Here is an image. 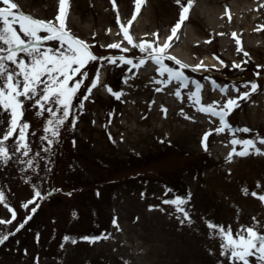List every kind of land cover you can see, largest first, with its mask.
<instances>
[{"label": "rangeland", "instance_id": "374dc122", "mask_svg": "<svg viewBox=\"0 0 264 264\" xmlns=\"http://www.w3.org/2000/svg\"><path fill=\"white\" fill-rule=\"evenodd\" d=\"M15 2L19 10L41 19L54 20L59 11V0ZM181 8L176 0H143L138 12L136 0H115V4L113 0H70L66 25L88 41L97 56H118L127 48L125 55L138 57L144 53L129 44L120 24L129 27L137 42L163 44L179 21ZM261 24L264 0H193L166 49L176 59L166 56L164 61L171 67L180 66L177 60L186 65L182 71L189 81L180 88V96L175 94L176 80L144 92L147 83L157 82L159 73V65L150 58L131 72L126 62L91 61L86 65L90 77L99 67L101 82L84 101L83 110L79 101L87 89L81 86L73 100V114L79 117L76 125H71L69 117L60 140L46 153V141L40 136L48 113L39 116L38 106L26 102L23 119L31 122L30 155L39 152V170L23 168L16 158L20 153L9 164L0 163V190L5 193L0 218L11 220L0 223V232L10 233L0 243V264H233L221 253L220 237L210 234L206 219L239 230L242 224H253L255 217L264 231V201L251 195V190L264 192V151L243 156L234 153L227 159L233 147H243L232 144L234 136L253 138L256 147L264 149V141L259 139L264 136V114L251 121L246 109L255 105L257 96L242 97L226 117L236 131H211L205 148L203 135L220 127L219 118L190 104L188 93L195 87L190 82L199 80L211 92L201 90L202 102L223 94L212 85L211 76L218 85H228L227 92L233 97L237 95L232 84L246 87L250 85L244 81L255 80L259 84L255 92L263 97L264 67L257 65H264V35L246 34L249 27L260 28ZM16 27L19 30L18 24ZM233 32L240 37L243 51L238 50ZM117 41L123 48L104 47ZM48 43L59 46L56 40ZM205 60L213 66L200 71L193 67ZM233 61L243 62V66L235 68ZM224 76L230 80L225 81ZM234 78L240 80L234 82ZM106 85L115 91L122 89L121 97L109 92ZM8 122L9 113L0 108V134ZM245 127L250 131H243ZM25 175L30 177L27 182ZM32 183L49 194L25 208L24 203L34 195ZM245 186L248 194L242 190ZM189 191L192 221L182 223V214L164 201ZM37 203V211L17 230ZM9 204L16 209L15 219ZM65 235L77 239L65 241ZM84 236L101 238L93 241L82 239ZM249 261L257 264V257L250 256Z\"/></svg>", "mask_w": 264, "mask_h": 264}, {"label": "snow or ice", "instance_id": "6c2138e0", "mask_svg": "<svg viewBox=\"0 0 264 264\" xmlns=\"http://www.w3.org/2000/svg\"><path fill=\"white\" fill-rule=\"evenodd\" d=\"M143 0H136V11L138 12ZM178 5H182L180 11V19L171 29L169 35L163 44H156L149 40L136 41L129 32V27L121 23L120 27L123 30V35L135 47L139 48L141 53L138 57L125 55L128 49L124 48L123 52L117 55L97 56L92 50L89 42L81 37L74 35L66 25L67 10L70 6V0H59V11L54 20L41 19L33 17L30 14L19 10V4L15 0H2L0 5V108L9 113V122L6 130L0 134V163L7 165L15 157L16 153H20V157H16L22 164L23 168L31 169L33 172L39 170L37 157L40 155L33 152L32 144L29 139V130L31 122L24 120V107L26 102L31 103L34 108L38 106L37 115L48 116L43 125V135L40 136L41 141H46L44 144L45 153L51 151L52 146L56 144L61 137V130L65 127V122L69 121L74 127L78 120V115L73 114V100L78 95L81 86L84 85L87 89L86 93L79 101V108L84 109V101L91 97L93 89L100 84V71L98 67L93 76L90 77L89 71L86 68L91 61L101 60L108 64H125L131 68L127 70L131 72L132 68H139L149 58L154 61L158 68L156 71L160 73V84L165 85L172 80L180 81V87L188 86V77L182 71L186 65L177 60L179 67H171L166 64L165 57L176 59L171 56L166 49L170 46V42L176 35L177 30L181 27V23L187 18V14L193 3V0H187L184 4L183 0H176ZM115 4V0H113ZM135 13L133 14V19ZM119 19V16L117 17ZM132 23L128 21V25ZM19 25V30L16 25ZM264 29V24L260 25ZM46 32L47 34H42ZM236 37L238 50L243 51L241 39L235 32L232 33ZM157 39L159 36L157 34ZM56 40L59 42L58 47L51 46L48 41ZM109 48H123L121 42H113L112 44L104 45ZM247 56L248 54L245 53ZM219 59V57H217ZM221 63H225L221 60ZM235 68H241L243 62H232ZM197 71L207 68L208 65L203 63L193 66ZM264 67V65H257ZM165 73L167 76L165 77ZM257 76L261 73L257 72ZM90 79V83H85ZM214 87H218L221 93H227L228 85H218L211 77ZM125 78V83H127ZM194 90L188 93V100L193 103L200 111L210 113L211 116L219 118L220 127L210 129L203 135L202 144L207 148V138L211 131H224L229 129L235 132L236 129L226 119L227 114L238 106L239 100L246 98L251 92L258 89L259 84L255 80L244 81L246 85H250L248 91L240 92L236 84L231 87L235 88L238 96H228L224 100H212L210 102H202L201 89L203 85L199 80H194ZM109 92H112L117 98H120L123 90L115 91L110 85H106ZM177 96H180V88L176 89ZM181 111H183L181 109ZM185 115H187L185 113ZM211 116L209 118H211ZM243 131H250L247 127ZM11 139V143H10ZM122 139V137H121ZM259 139L264 141V136ZM75 143V140H74ZM232 144L243 145L237 149L233 147L228 153L227 159L231 160L234 153L243 156L251 151L260 153L264 151L256 147V140L253 138L241 139L233 137ZM230 171V170H229ZM25 181H29L30 177L25 175ZM261 185L258 182V188ZM34 195L31 199L24 203L27 208L33 201L43 199L49 193L43 192L37 183H32ZM57 189H52L56 191ZM245 194L249 193V188L245 186L243 189ZM251 195L258 196L264 201V192L251 190ZM192 199V193L189 191L186 194H177L171 199H166L165 203L174 205L177 212L181 213L183 218L182 223H191L192 216L188 208L189 202ZM5 201V193L0 190V202ZM8 207L12 212V219L16 217V209L10 204ZM39 203L31 209V213L25 220L18 225L19 228L24 227L27 220L31 219V215L37 211ZM149 207H159V205H150ZM75 214V213H74ZM254 223L251 225H240L239 230H234L231 225L217 223L213 219H206V223L210 229V234L220 237V251L222 254L230 258L233 264L237 261L242 264H250L249 257L256 256L257 264H264V231L260 229V222L256 218H252ZM0 223H11V220L0 218ZM113 224H118L116 219H113ZM10 233L0 232V243L6 241ZM103 235V234H102ZM39 233H37V239ZM101 236H84L85 240H98ZM65 241L71 240L75 242L76 237L65 235ZM64 245H61L63 247ZM212 251V249H210Z\"/></svg>", "mask_w": 264, "mask_h": 264}, {"label": "bare ground", "instance_id": "6f19581e", "mask_svg": "<svg viewBox=\"0 0 264 264\" xmlns=\"http://www.w3.org/2000/svg\"><path fill=\"white\" fill-rule=\"evenodd\" d=\"M246 34H249V35H259V36H263L264 35V29H260V28H253V27H249L247 30H246ZM197 62H199V61H197ZM204 62V63H203ZM202 63L203 64H207V65H210V66H213V64H211V62L210 61H208V60H205V61H203ZM200 63V62H199ZM155 72V71H154ZM167 76V73H165V77ZM155 77L157 78L156 79V81L157 82H150V83H147V85L145 86V88H144V92H147V93H149L150 92V90L152 89V88H154V87H156L157 85H160L161 86V84H160V82H159V80H160V73H158V75H155ZM223 79L225 80V81H229L230 80V78H228V77H226V76H224L223 77ZM234 80V82L235 81H238V80H240V78H234L233 79ZM232 80V81H233ZM100 81H101V73H100ZM189 81V80H188ZM191 84L190 85H192L193 83L192 82H190ZM180 85H181V82L180 81H176V83H174L173 84V86L175 87V88H185V87H180ZM237 86H238V88H239V91L240 92H243V91H248V89L250 88V86H246V87H242L241 85H239V84H236ZM193 87V86H192ZM191 87V89L190 90H194V88L195 87H193L192 88ZM201 90H203L206 94H211V92L210 91H208L207 90V86H203V88L201 89ZM233 93H235L237 96L239 95V92L235 89V88H233ZM249 95H256L257 96V98H256V100H255V105H253V106H248L247 107V114H248V116L250 117L249 119L251 120V121H255V120H257L258 118H260V116H262L263 114H264V96L263 97H259V95L254 91V92H251ZM228 96H232V93L230 94V92L228 91L227 93H223V94H220V95H216V96H209V99L210 100H223V99H226ZM190 104H192L193 105V103H190ZM145 118V121H146V123L147 124H149L150 123V121H149V119L147 118V116H145L144 117ZM204 122L206 123V122H209V120L207 119V118H205L204 119ZM176 126L175 125H173V128H175Z\"/></svg>", "mask_w": 264, "mask_h": 264}]
</instances>
